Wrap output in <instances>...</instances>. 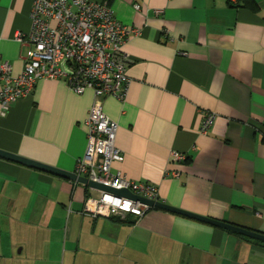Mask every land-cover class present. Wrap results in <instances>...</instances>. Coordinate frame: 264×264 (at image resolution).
I'll return each mask as SVG.
<instances>
[{
	"label": "crops",
	"instance_id": "1",
	"mask_svg": "<svg viewBox=\"0 0 264 264\" xmlns=\"http://www.w3.org/2000/svg\"><path fill=\"white\" fill-rule=\"evenodd\" d=\"M107 1L140 29L124 46L127 97L103 100L125 156L112 170L156 185L166 204L264 233V0ZM31 7L0 0L13 75ZM94 101L92 89L39 79L8 112L0 103V149L74 172ZM206 110L217 118L201 133ZM173 151L188 159L172 162ZM88 194L100 190L0 157V264H264V241L158 207L138 220L93 218L81 214Z\"/></svg>",
	"mask_w": 264,
	"mask_h": 264
},
{
	"label": "built area",
	"instance_id": "2",
	"mask_svg": "<svg viewBox=\"0 0 264 264\" xmlns=\"http://www.w3.org/2000/svg\"><path fill=\"white\" fill-rule=\"evenodd\" d=\"M135 8L139 9L140 5L135 4ZM30 18V31L16 35L18 41L28 45L22 72L13 75L9 61L0 53L2 112H8L19 98L31 95L41 78H62L79 94L92 89L95 101L85 121L87 147L74 172L95 182L160 201L156 185L130 179L121 171L112 170V164L122 162L125 156L116 144L118 123L105 113L103 106L105 97L123 100L129 93L130 58L124 46L132 36L140 33V29L120 22L107 0H32ZM216 118V112L206 110L201 133H208ZM187 159L186 153L172 152V162ZM170 174L180 175L179 171ZM154 207L100 190L99 196L87 195L81 214L93 218L132 216L138 220Z\"/></svg>",
	"mask_w": 264,
	"mask_h": 264
},
{
	"label": "water",
	"instance_id": "3",
	"mask_svg": "<svg viewBox=\"0 0 264 264\" xmlns=\"http://www.w3.org/2000/svg\"><path fill=\"white\" fill-rule=\"evenodd\" d=\"M0 157L6 158V159H9V160L21 163V164L29 165L31 167H35V168L41 169L43 171H47V172L55 174V175H60L63 177H67V178H70V179H73L76 181L86 183V184L90 185L91 187L98 189V190H102V191H106V192H113V193H116L119 195L128 196V197L134 198V199L139 200L143 203H146V204L158 207V208H162V209H166V210L173 211L176 213H180V214H183V215L195 218V219H199V220L211 223L213 225H217V226L223 227L225 229H229V230L238 232L240 234H243V235H246V236L261 240V241H264V233L254 231L251 229H247L244 227H239V226L233 225L231 223H227V222L220 221L217 219H213L210 217H206L203 215H199V214H196V213H193V212H190V211L180 209L178 207H174L172 205L166 204L162 201L149 200V199H146L144 197H141L139 195L134 194L133 192H131L128 189L113 188V187L108 186L106 184L95 182V181H93L87 177L80 176L73 171H67V170H64V169H61L58 167H54V166H51V165L30 159V158H27V157H24L21 155H18V154H14V153L4 151L1 149H0Z\"/></svg>",
	"mask_w": 264,
	"mask_h": 264
},
{
	"label": "trees",
	"instance_id": "4",
	"mask_svg": "<svg viewBox=\"0 0 264 264\" xmlns=\"http://www.w3.org/2000/svg\"><path fill=\"white\" fill-rule=\"evenodd\" d=\"M238 1H240V3H245V4H247V3H250V4H252L253 3V0H238ZM257 242H259V243H263V242H261L260 240L258 241V240H256ZM264 244V243H263Z\"/></svg>",
	"mask_w": 264,
	"mask_h": 264
},
{
	"label": "snow or ice",
	"instance_id": "5",
	"mask_svg": "<svg viewBox=\"0 0 264 264\" xmlns=\"http://www.w3.org/2000/svg\"><path fill=\"white\" fill-rule=\"evenodd\" d=\"M125 206H127V205H125Z\"/></svg>",
	"mask_w": 264,
	"mask_h": 264
}]
</instances>
